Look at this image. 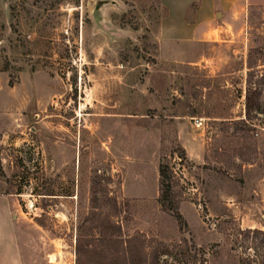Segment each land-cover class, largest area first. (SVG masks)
I'll use <instances>...</instances> for the list:
<instances>
[{"label":"rangeland","instance_id":"obj_1","mask_svg":"<svg viewBox=\"0 0 264 264\" xmlns=\"http://www.w3.org/2000/svg\"><path fill=\"white\" fill-rule=\"evenodd\" d=\"M165 12L0 0V193L31 264H240V231L264 229V111L245 113L249 87L264 110V5L189 40L159 35ZM11 225L0 264H16Z\"/></svg>","mask_w":264,"mask_h":264},{"label":"crops","instance_id":"obj_2","mask_svg":"<svg viewBox=\"0 0 264 264\" xmlns=\"http://www.w3.org/2000/svg\"><path fill=\"white\" fill-rule=\"evenodd\" d=\"M162 3L166 7V12L160 23L159 35L164 40H189L205 38L209 32L220 33L223 25L215 24V19L225 13L238 16L248 6L264 5V0H162ZM191 3H194L195 7L189 18L187 14ZM18 205L16 199L0 193V227L9 229L11 225L9 217L15 219L11 231L1 234L2 240L15 250L16 264H31L34 257L29 255L22 242V229L16 220L19 217L16 212ZM1 264H6L4 259Z\"/></svg>","mask_w":264,"mask_h":264},{"label":"trees","instance_id":"obj_3","mask_svg":"<svg viewBox=\"0 0 264 264\" xmlns=\"http://www.w3.org/2000/svg\"><path fill=\"white\" fill-rule=\"evenodd\" d=\"M264 75V73H263ZM260 91L256 88H247L245 92V113L246 116H250L252 111H264L261 109V102L259 101ZM261 109V110H260ZM159 183H160V199L165 202L164 207L175 213L177 217H181L180 213L177 211V208L172 203L170 199L171 195V184H170V173L168 167L164 164L159 165ZM240 243L243 246V251L239 254V263L240 264H264V229L263 228H244L240 231ZM116 242L122 247L118 249V254L122 255L127 253L123 248L125 241H131L133 238L126 237V240L122 236L117 235ZM129 254L132 256L134 252L130 250ZM139 259L140 261H148L150 258H156L157 253L149 254L147 252L142 253ZM119 257V256H117ZM116 257V258H117ZM125 259V258H124Z\"/></svg>","mask_w":264,"mask_h":264},{"label":"built area","instance_id":"obj_4","mask_svg":"<svg viewBox=\"0 0 264 264\" xmlns=\"http://www.w3.org/2000/svg\"><path fill=\"white\" fill-rule=\"evenodd\" d=\"M194 126L197 128H203L204 121L202 116H198L194 118Z\"/></svg>","mask_w":264,"mask_h":264},{"label":"water","instance_id":"obj_5","mask_svg":"<svg viewBox=\"0 0 264 264\" xmlns=\"http://www.w3.org/2000/svg\"><path fill=\"white\" fill-rule=\"evenodd\" d=\"M97 6H99V4H97ZM217 15L219 16L220 15V12H218Z\"/></svg>","mask_w":264,"mask_h":264}]
</instances>
